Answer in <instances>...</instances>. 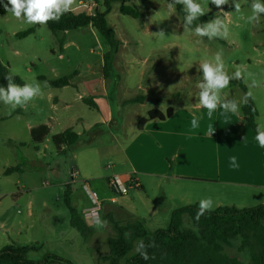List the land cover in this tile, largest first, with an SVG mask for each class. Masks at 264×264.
Instances as JSON below:
<instances>
[{
	"label": "rangeland",
	"instance_id": "1",
	"mask_svg": "<svg viewBox=\"0 0 264 264\" xmlns=\"http://www.w3.org/2000/svg\"><path fill=\"white\" fill-rule=\"evenodd\" d=\"M172 2L119 0L111 3L106 20L121 45L113 56V70L108 79L102 77L103 56L108 46L91 26L53 34L46 25H30L7 12L0 15V62L23 83L41 85V94L23 108L13 110L0 102V249L11 243L34 245L36 250L27 254L30 259L54 253L74 264H107L102 258L108 252L107 239L115 235L113 228L106 219L105 227H92L93 238L97 240H90L91 235L85 242L69 225L63 184L76 186L79 182L82 184L80 179L89 180L91 189L104 197L109 192L105 177L120 170L121 152L117 151L120 149L117 142L124 145L135 129L134 121L146 117L150 109L164 113L168 107L198 102L197 84L202 80L199 64L213 60L218 51H222L229 74L239 67L257 81L258 86L251 87L252 99L257 110L256 123L264 125V21L260 18L259 23L247 22L252 0H239L240 12L235 11L232 0L222 6L223 12L209 3L211 10L206 22L217 15L229 27L227 38L212 40L195 36L194 28L184 30L175 5L169 7ZM198 2L204 3L207 11L205 0ZM3 4L0 0V7ZM122 4L136 5L140 16L134 19L120 14L118 7ZM95 9L104 10L102 0L96 4L92 0H75L73 6V11L92 13ZM32 27L34 31L29 35L16 36ZM160 31H164V37L155 35ZM70 75L81 83L73 77L69 85L61 88L48 83ZM252 79L230 81L222 96L239 100L245 94L239 81L248 92ZM135 97L144 99L141 103H125ZM56 98L60 102H53ZM107 109L110 121L105 120ZM48 121L52 125L46 140L40 144L31 142L28 126ZM70 126L81 135L79 141L68 146L64 153H58L51 135ZM91 126V130H85ZM237 132L241 137L239 127ZM15 165H21V173L2 174L4 169ZM170 186L167 190L176 198H162L164 194L157 192L156 214L147 211L144 191L133 186L128 189L129 201L144 215L145 226L150 231L165 228L169 208L187 200L210 197L214 207L243 208L260 204L261 193L264 194L261 189L200 185L187 186L178 196L175 193L178 190ZM17 190L20 193L12 196ZM112 197L122 200L120 195L112 194ZM183 227H192L186 216ZM238 245L239 239H235L224 251L247 263L248 253L239 251ZM135 253L134 247L119 264H127L126 259Z\"/></svg>",
	"mask_w": 264,
	"mask_h": 264
},
{
	"label": "trees",
	"instance_id": "2",
	"mask_svg": "<svg viewBox=\"0 0 264 264\" xmlns=\"http://www.w3.org/2000/svg\"><path fill=\"white\" fill-rule=\"evenodd\" d=\"M4 3L7 0H3ZM81 1V0H80ZM95 4L99 0H92ZM119 0H102L103 11L95 9L92 13L86 11H71L63 15L59 21H50L46 24L53 33L65 32L80 27L91 26L107 43L108 49L103 56L102 77L108 79L112 74V59L117 53L121 42L116 37L114 30L108 25L106 16L110 12L111 3ZM176 12L184 21V11L182 5H175ZM122 15L138 18L140 11L134 4H122L118 7ZM6 13L4 7H0V15ZM209 15L201 16L194 21L190 28L196 24L204 23ZM264 21V16H261ZM38 26V25H35ZM34 28H29L19 32L16 36L25 37L32 33ZM62 39L59 40L62 48ZM9 73L7 65L0 62V86H7L5 78ZM12 76V75H11ZM73 75L49 80L48 83L54 87H64L69 85ZM17 84L24 83L16 76H12ZM239 87L244 93L246 87L239 81ZM143 97H135L125 103H141ZM172 108L168 107L165 112L157 109H150L145 118H141L137 123V128L150 120H165L172 115ZM241 112L245 123L256 134L257 110L250 98L247 104H242ZM48 135V128L45 125H38L30 129L32 142H40ZM79 135L71 128L55 134L51 137L52 143L56 146H63L64 149L77 142ZM264 150V148H263ZM172 163L170 162V167ZM21 170V165L9 166L3 171V175H9ZM71 189L69 185L64 186L63 201L69 212V225L75 229L86 242L93 234V228L86 225L79 212L70 204ZM197 204H188L171 210L168 224L165 228H158L150 231L142 220H134L125 224L111 222L115 235L107 241L108 255L102 259L107 264H119L131 250L136 247V242L143 239L145 244L152 241L156 247L148 248L147 251L154 259L143 260L136 252L126 259L127 264H264V203L251 207L238 208L236 206H219L205 213L197 222L194 217L198 210ZM188 217L192 227H183V218ZM193 229H196L195 231ZM239 239L238 250L246 251L249 259L247 263L239 261L238 258L225 253L226 246L231 241ZM31 250H36L34 245L7 244L0 249V264H74L71 260L54 254L47 253L40 259H30L27 254Z\"/></svg>",
	"mask_w": 264,
	"mask_h": 264
},
{
	"label": "crops",
	"instance_id": "3",
	"mask_svg": "<svg viewBox=\"0 0 264 264\" xmlns=\"http://www.w3.org/2000/svg\"><path fill=\"white\" fill-rule=\"evenodd\" d=\"M73 78L77 77L74 76ZM79 82L81 83V81ZM53 102L58 103L60 101L56 98ZM241 106L239 112L235 114L226 113L222 108H217L212 117L209 118L208 110L201 107L198 102L191 103L190 105L181 104L175 108L171 107L173 111L170 117L162 121L150 120L141 129L137 128V123L141 118L145 117L137 119L133 125L135 126V131L133 130L130 133L128 141L124 145L117 142L120 147L117 151L121 152L120 170L105 177L107 185L110 176H130L134 182L133 187L136 190L145 192L147 201L144 204L147 206V211L150 214L158 212V208L154 202L158 200L157 192L164 194L162 198H166L167 196L171 200L176 198L173 192L167 190V186L169 185H172L170 186L171 188L175 187L178 190L174 191L178 196L181 195L180 190L187 186L198 187L200 185L212 188L228 187L229 189L246 187L261 189L263 192L264 150L255 140L256 134L254 131L245 123ZM194 117L199 118L197 128H192L191 125ZM105 120H111L109 111L108 117ZM39 125H45L48 128L49 134L52 122L48 121ZM210 126L215 130L211 135L208 134ZM32 127L36 126H28L29 136ZM92 127L85 130L89 131ZM238 127L242 131L241 137H239L237 132ZM68 128L73 130L72 126ZM74 132L79 135L78 131ZM46 137L36 143H42L46 140ZM35 148L38 149L37 147ZM56 149L59 151L58 153L66 151V148L64 149L63 146L56 147ZM231 157H236L238 167L231 166ZM170 161L172 163L171 167ZM21 172L22 169L11 174ZM80 180L86 181L91 189L89 180ZM72 184H63L64 186L69 185L71 189V206L75 209L79 208L78 212L86 225L90 227L96 226L95 222L83 214L84 210L91 206L88 196L82 190L83 182L82 184L79 182L76 186ZM107 188L109 189L108 186ZM93 191L97 193L95 189ZM19 193L20 190H17L15 193L12 192L11 195L15 196ZM103 196L99 197L98 195V202L100 204L98 218L100 220L107 219L112 228V221L125 224L130 221L145 219L144 215L139 214L138 210L132 205V201H129L127 193L120 195L122 196L121 201L112 197L110 190ZM200 200H187L186 203L170 207L169 212L174 208L188 204L199 205ZM261 203H264V194L262 193ZM143 222L145 225V220ZM1 226L2 223L0 224ZM94 235L95 233L93 232L90 240H97V238H93ZM110 237H113V235ZM105 255H108L107 251Z\"/></svg>",
	"mask_w": 264,
	"mask_h": 264
},
{
	"label": "clouds",
	"instance_id": "4",
	"mask_svg": "<svg viewBox=\"0 0 264 264\" xmlns=\"http://www.w3.org/2000/svg\"><path fill=\"white\" fill-rule=\"evenodd\" d=\"M207 3V11H205L204 3L198 0H173L169 3V7L174 5H182L184 15L183 28L189 29L194 21L199 20L201 16L207 14L211 9L208 4L211 3L216 8L221 9L222 6L229 3V0H205ZM75 0H7L3 7L7 13H11L16 19L23 20L30 25H46L50 21H59L60 18L73 11ZM235 11H241L239 0H232ZM261 16H264V0H252L251 15L247 17L249 23H259ZM195 36L209 40L216 38H227L229 34L228 24L223 18L215 15L214 19L196 24L192 29ZM159 37H164V31L155 33ZM198 71L202 72V80L197 84L199 92L197 94L198 104L208 110V117L211 118L217 108H222L226 113H238L241 104H247L248 100L253 97L251 87L258 86L257 81L252 79V74L237 68L233 73L229 74L225 68L222 58V51H218L213 60H205L199 64ZM8 81L7 86H0V102L10 106L11 109L17 107L23 108L30 101L34 100L41 94V85L38 82L17 84L13 81L11 75L5 77ZM252 79V83L248 92L244 94L239 100L236 98L226 99L222 96L224 89L228 88L232 80ZM199 118L194 117L191 121L192 128L198 127ZM214 128L210 126L208 134L214 132ZM255 140L261 148H264V125L256 124ZM231 166L238 167L236 157H231ZM87 190V186H86ZM214 202L209 198L201 199L194 219L198 222L205 213L213 210ZM95 215V214H94ZM97 227L103 228L107 222L97 218L95 220ZM194 231L196 229H193ZM156 247L155 242L152 241L145 244L143 239L136 242L135 251L145 261L154 259L150 256L147 249Z\"/></svg>",
	"mask_w": 264,
	"mask_h": 264
},
{
	"label": "built area",
	"instance_id": "5",
	"mask_svg": "<svg viewBox=\"0 0 264 264\" xmlns=\"http://www.w3.org/2000/svg\"><path fill=\"white\" fill-rule=\"evenodd\" d=\"M131 186H134V182L128 175H113L108 178L109 190L114 195H125ZM82 188L88 196L91 205L89 208L84 210L83 214L85 217L90 218L93 222H95V220L99 217L100 210L98 195L95 191L90 189L86 181H83Z\"/></svg>",
	"mask_w": 264,
	"mask_h": 264
}]
</instances>
